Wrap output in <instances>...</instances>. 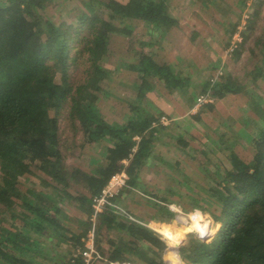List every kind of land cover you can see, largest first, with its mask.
<instances>
[{"label": "trees", "instance_id": "16d2710c", "mask_svg": "<svg viewBox=\"0 0 264 264\" xmlns=\"http://www.w3.org/2000/svg\"><path fill=\"white\" fill-rule=\"evenodd\" d=\"M53 1L2 0L0 4V264H83L79 252L93 230L96 251L108 263L166 264V241L119 210L123 199L128 203L136 197L142 173L159 159L155 148L172 128L162 122L164 112L149 95L158 85L172 95L189 94L193 88L199 91L189 96L195 106L201 96L218 101L241 93L244 86L226 78L195 84L189 71L158 64L154 52L140 50L128 67L139 80L133 94L125 97L129 114L124 122H108L99 105L112 95L108 83L113 72L104 65L110 42L114 34H133V28H119L115 21L141 19L149 29L154 28L158 35L155 43L161 44L179 24L171 12L173 0H110L106 4L109 19L88 9L75 22L48 15L47 5ZM253 8L256 17L259 13ZM239 24L232 27V35ZM248 30L253 32L252 23ZM245 41L243 35L232 50L235 57L240 58ZM77 67L81 73L74 77L71 71ZM219 68V63L213 67ZM254 70L253 81L257 82L261 71ZM253 105L262 125L251 140L252 160H242L232 145L225 166L210 160L199 167L206 182L198 188H189L185 194L171 186L156 193L142 188L146 206L154 209L152 218L156 220L173 215L169 200L179 197L220 224L210 242L190 238L180 248L185 264H264V108L254 99ZM205 106L214 109L212 104ZM63 116L74 132L81 134L84 145L102 151L91 172L75 170L88 191V196L80 199L87 218L80 226L72 224L63 209L75 198L70 193L73 184L63 153ZM172 138L179 150L189 155V141L182 134ZM123 171L129 177L127 187L93 219L94 198ZM29 176L39 177L44 191L30 190L24 201L17 191ZM191 179L185 177L187 182ZM21 207L24 210L19 215ZM131 212L132 207L127 211L132 217ZM8 214L20 218L22 225L4 227ZM170 223L166 220L160 226ZM107 239L112 242L109 240L105 252ZM62 244L69 250L64 251Z\"/></svg>", "mask_w": 264, "mask_h": 264}, {"label": "rangeland", "instance_id": "374dc122", "mask_svg": "<svg viewBox=\"0 0 264 264\" xmlns=\"http://www.w3.org/2000/svg\"><path fill=\"white\" fill-rule=\"evenodd\" d=\"M109 1L55 0L47 5V14L75 22L84 15L86 10L92 9L93 13L109 19L111 12L106 8ZM115 1L126 3L128 0ZM252 8L259 13L258 16L253 17ZM171 12L179 24L170 31L161 44L155 43L158 35L154 28L149 29L146 26L145 21L141 19L115 21L119 28L125 26L133 28V34L131 37L122 33L112 36L109 47L110 55L104 64L113 72L111 82L108 83L112 95H109V99H103L99 107L103 119L108 122L126 120L129 113L124 103L125 97L132 95L135 86L139 83L137 75L128 67L135 61V54L140 50L154 52L158 64H171L180 72L189 71L193 75L192 81L195 84L212 78L218 80L226 78L244 86L241 93L237 95H229L222 100L213 101L211 104L214 109L205 106L195 110V105L194 108L187 110L190 94L199 93L193 88L189 89V94H181L180 99L177 95L169 94L163 85H158L156 92L149 95L150 101L156 107L158 105L165 107L167 114L165 118L172 128L165 133L155 148V155H159V159L142 173V186L137 191L136 197L128 199L132 201L128 203L127 199L126 201L123 199L119 210L127 219L158 233L166 241L168 249L163 255L166 264L173 252L178 255L180 264H185L180 248L190 238L210 242L220 229V224L214 223L208 213L193 210L190 203L180 200L179 197L169 200L172 203L169 206L173 215L156 220L152 218L156 215L154 209L146 206L148 200L145 201L147 198H144L141 191L145 188L144 190L148 192L156 193L162 187L171 186L175 192L185 194L189 188H198L197 185L206 182L205 174L199 167L210 160L221 167L225 166L228 163L229 148L232 145L242 160L246 162L252 160L254 151L251 140L262 125L260 115L254 108L253 99L259 101L264 108V67L262 66L264 65V0H173ZM238 22L240 24L235 34L242 27V40L243 35L244 39L246 38L240 49V58L235 57L231 51L235 40V34H231L232 27ZM251 23L252 33L248 30V25ZM219 61L220 68L214 70L213 67ZM117 69L119 71L115 72ZM254 69L261 71L262 78L257 82L253 81L252 71ZM71 73L75 77L81 72L77 67L73 68ZM168 105L171 108H168ZM63 114L66 115L64 111ZM195 117H199V120ZM177 119H181L179 120L182 122L180 128L174 126ZM61 129L64 143L63 153L73 184L70 193L75 197L66 202L63 209L66 215L73 220L72 224L80 226L87 219L80 199L88 196V191L86 184L75 176V170L91 172V165L102 157V151L84 145L81 134L74 132L66 116L62 118ZM181 134L189 141V155L181 152L176 145L177 142L172 141L174 135ZM36 175L42 176L38 172ZM39 177L29 176V180H24L19 185L17 192L24 197V201L26 197L28 198L30 190L44 191ZM185 177L192 178V181H185ZM131 207L134 212H131L132 217L127 213ZM23 210V207L18 208L19 215L23 213ZM200 217L208 222L205 236L192 232L188 227ZM4 219L5 222L2 224L4 227L12 229L14 224L19 227L22 225L20 218L14 219L10 214L4 216ZM166 220H171V223L163 226L171 227V229H163V226H160ZM175 230L182 235L178 242H173L168 235ZM109 240L111 241V239L106 240L105 252L111 245L112 241ZM61 247L64 251L69 250L66 244H62Z\"/></svg>", "mask_w": 264, "mask_h": 264}, {"label": "built area", "instance_id": "2783aa9c", "mask_svg": "<svg viewBox=\"0 0 264 264\" xmlns=\"http://www.w3.org/2000/svg\"><path fill=\"white\" fill-rule=\"evenodd\" d=\"M246 26L245 24L243 25ZM244 30V29H243ZM234 43L232 44L231 51L237 47V43L242 42V27L238 31L237 34L234 36ZM213 103V100L209 97L201 96L198 98L195 110H199L200 108L204 107L207 104ZM164 124H168L166 118L162 120ZM129 181V177L123 171L120 172L112 177L109 184L103 191L100 197L94 198L93 208L95 211L94 218L104 212L105 207L108 205L109 200L111 198L116 197L120 194L124 188L127 187V183ZM84 241V249L79 252V255L82 256L83 264H102L103 262H107L104 258H102L99 253L96 251L95 248V239H94V230L91 231L88 237L83 240ZM108 264H129V263H119V262H109Z\"/></svg>", "mask_w": 264, "mask_h": 264}, {"label": "clouds", "instance_id": "9594fccd", "mask_svg": "<svg viewBox=\"0 0 264 264\" xmlns=\"http://www.w3.org/2000/svg\"><path fill=\"white\" fill-rule=\"evenodd\" d=\"M207 223L208 222H205V220H204L203 217H200V218L194 220L193 227L195 229H198V230L203 231L204 229H206ZM179 238H180L179 236L176 237V239H179ZM173 242H175V241H173ZM168 264H180V262H179V260L175 256H170L168 258Z\"/></svg>", "mask_w": 264, "mask_h": 264}, {"label": "bare ground", "instance_id": "6f19581e", "mask_svg": "<svg viewBox=\"0 0 264 264\" xmlns=\"http://www.w3.org/2000/svg\"><path fill=\"white\" fill-rule=\"evenodd\" d=\"M188 227H189V229L192 232H197L200 236L207 235L206 234L207 233V229H204L203 231L198 230V229H195L193 227V224L191 226H188ZM168 235H169L170 239H172L175 242H178L181 239V237H182L181 233L179 231H176V230L168 233ZM177 236H179L180 238L179 239H176ZM172 256H175L179 260L178 255L175 252H173ZM179 262H180V260H179Z\"/></svg>", "mask_w": 264, "mask_h": 264}, {"label": "crops", "instance_id": "0c3cea01", "mask_svg": "<svg viewBox=\"0 0 264 264\" xmlns=\"http://www.w3.org/2000/svg\"><path fill=\"white\" fill-rule=\"evenodd\" d=\"M218 63H220V61H219ZM199 84H201V83H199ZM155 92H156V91H155ZM153 93H154V92H153ZM177 97H178L179 99L182 98V96H180V94L177 95ZM179 99H178V100H179ZM190 102H191V101L189 100V101H188V104H187V106H186V107H187V108H186L187 110L192 109L193 106H194V105H191ZM155 106H156V105H155ZM167 107H168V108H171V106H169V105H168ZM157 108H158L160 111H163V112H164V115L167 116V114L165 113V107H162V106L160 107V106L158 105ZM170 118H171V117H170ZM172 119H175V118H172ZM179 120H181V119H177L176 122L174 123V126H176L177 128H180V127H181V123H182V122L179 121Z\"/></svg>", "mask_w": 264, "mask_h": 264}]
</instances>
